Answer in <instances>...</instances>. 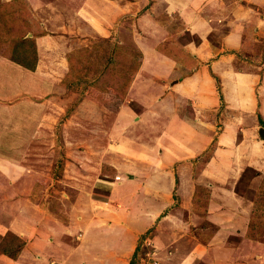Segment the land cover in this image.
Here are the masks:
<instances>
[{"label": "crops", "instance_id": "0c3cea01", "mask_svg": "<svg viewBox=\"0 0 264 264\" xmlns=\"http://www.w3.org/2000/svg\"><path fill=\"white\" fill-rule=\"evenodd\" d=\"M25 1L31 6V14L36 13L37 17L47 20L51 28L55 25L53 20L61 17V24L57 25L58 27L55 25L58 28L56 30L60 32L68 33L66 29H70L74 22L81 35L95 33L110 36L116 31L126 34L142 53L138 71L128 91L141 102L142 106L146 105L143 101L151 100L158 102V106L162 108L159 109L160 124L151 126L155 131L159 128V133L153 134L154 131L147 128L154 135L148 143L150 151L147 153V158L149 162L152 160L153 165L149 163L145 167H136L133 173L129 174L133 177L124 180L122 173H127L132 168L130 161L127 163L116 157L103 158L94 166L95 172L97 171V175L94 173L96 177L93 176L94 182L98 183L95 185L99 188L103 187L107 190L110 185L111 195H108V200H100V208L95 209L93 205H87L86 208L85 202L77 199L78 202L72 204L73 207L68 213L70 220L67 224L58 227L59 229H51L48 224L27 227L25 223H36L37 219L34 217L36 215L34 212H31L34 216L21 212L18 220L21 227L12 226V230L20 228L17 230L20 236H25L32 243L34 242L36 247H39L37 244L39 241L43 242L42 249L52 255L56 261H61V264H72L76 260V264H129L131 259L135 262L139 257L138 243L148 231L154 242L157 239L159 243L163 242L158 246L160 264H246V261L241 259L246 255L242 254L243 249H247L245 246H250L256 252L254 264L256 262L264 264L263 243L256 246L251 243L252 240L246 239L248 241L238 247L235 259L232 256L236 250L235 246L227 244L229 235L242 236L248 226V223L239 219L242 215L238 216L233 212V209L238 207L236 204L240 198L235 185L239 181L241 172L232 170V166L228 165V159L232 154L237 153L238 131L241 130V135L248 130V134H252L254 131L258 133L261 126L264 127V123L260 121H264V0ZM158 16L178 18L184 25L181 34L189 32L198 37L197 41L193 39L180 43V48L193 57L187 61L190 65H185L157 50V46L169 34L168 27L173 21L169 20L171 23L165 26L155 18ZM119 17L123 18L121 25L116 24ZM131 23L134 24L135 30L127 27L126 24ZM111 28L116 30L113 31ZM47 30V33L35 38L38 53L35 70L24 69L26 73H23L22 78L25 84H19L18 89L13 88L15 79L13 83L9 81L4 83L5 86L10 83L11 89H6V92L0 91V94H4L0 95V100H4L5 103H0V107L7 106L9 99L15 95L34 91L29 85L34 76L45 86L47 91L45 97L55 101L53 108L58 106L60 111H64L62 106L64 102L59 95L62 92L65 95L66 91L65 87L61 89L60 81L68 71L67 48L61 44L59 37L52 35V30L49 28ZM47 39L50 40L49 43ZM145 46L156 55V59L150 57L147 71L141 72L142 60L146 57ZM254 47L255 50H258V47L261 49L251 60L249 54ZM245 55H248V58ZM239 58L245 65V69L240 72L235 71L233 67L234 61ZM2 60L7 59L0 56V65H4ZM27 74L32 76L30 80L25 79L28 78ZM215 76L222 85V99L216 87ZM156 81H159V86L148 90ZM39 103L44 104L41 101ZM92 104L84 98L79 101L76 108L81 106L80 110L88 108L89 111L95 106ZM180 106L187 107L188 111H183ZM123 107L122 105L121 112ZM5 109L8 107L2 110ZM59 110L55 109L58 113ZM74 110L68 111L71 113L69 115L71 119L65 118V129H70L78 123ZM98 110H100L99 115L105 113L104 110ZM118 113L119 118L126 125L131 119V110L124 111V114L120 111ZM153 113L154 110L151 115ZM216 113L217 118L215 116L211 118ZM144 114L145 111L142 116ZM221 115H226L227 118L225 116L226 122L220 126V131H217L215 124ZM142 116L138 115L135 120L142 119ZM0 122L3 123L1 119ZM42 134V132L38 133V135ZM259 141L262 140L259 138L252 143L258 144ZM38 142L39 140L36 144ZM244 142L241 141L240 148ZM211 144H215L213 153L205 166L203 165L204 168L198 170L195 176V169L189 163H194L195 158L207 149L209 151ZM260 145L255 148L249 147L248 150L251 155V166L259 170V174L251 179V186H258L260 175L264 173L261 168L255 167L262 166L264 162V146L260 149ZM152 146L156 147L152 148ZM0 151L2 152L1 145ZM10 155L2 153L0 164L2 168L3 166L11 170L15 168L18 171L17 175H20V169L17 168L19 166L13 159L14 155ZM152 156H156L157 160L151 159ZM174 161H180L182 166L191 169H178L174 173H168L169 171L162 168L164 164ZM229 161H234V158L231 157ZM84 162L80 156H77V163L69 164L67 172H77L76 167L79 168L80 163L84 165ZM144 162L147 165V161ZM104 166H111L115 170L114 180L118 182L107 180L109 176L102 174ZM84 168L88 170L91 166L85 165ZM1 171L11 176L12 171ZM211 179L215 181L214 184L211 183ZM229 179L233 181L230 183L231 186H223L222 184ZM216 182L223 183L216 186ZM197 187H206L209 192L211 191L206 213L208 210V220L219 228L209 241L206 239L199 241L195 237L191 240L187 238L177 240L175 246L178 244L183 247L182 253H178L177 248L175 247L174 250L173 244H169L168 240L178 235L179 231L175 227L182 226L185 211L190 208ZM174 194L181 197L179 204L173 205ZM243 208H248V205ZM18 209H23V206H19ZM190 213L191 211H188V216ZM197 215L199 214L195 217L198 218ZM230 219L233 221L231 222ZM186 221L189 227L191 222L193 225L197 223L193 217L191 222L190 219ZM0 230V233H5V229L0 228ZM47 230L50 232L55 230L56 234L61 233L48 235ZM185 230H181L180 235L184 236ZM72 232L74 234L81 232L79 240L67 235ZM167 247L170 253H167ZM25 250L24 246L19 258H23ZM14 262L4 254L0 255V264H14ZM135 264H143V261Z\"/></svg>", "mask_w": 264, "mask_h": 264}, {"label": "rangeland", "instance_id": "374dc122", "mask_svg": "<svg viewBox=\"0 0 264 264\" xmlns=\"http://www.w3.org/2000/svg\"><path fill=\"white\" fill-rule=\"evenodd\" d=\"M5 4L7 5L4 6ZM10 4L11 6H9ZM11 7L15 9L14 12L7 10ZM30 10L31 6L25 0L11 1L9 3L0 0V36L4 41V43L0 42V56L7 59L1 61L4 65H0V77L2 78L0 79V91L6 92V89H11L10 83H13L14 79L15 86L13 88L15 89L19 88V84H25L24 78L22 77L23 73H26L24 72V69L28 68L12 60L11 57H9L11 55L9 49H14L17 43H23L27 38H32L35 41L37 36L47 33L48 28L53 31L52 35L56 38L59 37L61 39L60 42H62L61 44L67 48L66 59L68 62V71L62 76L61 81H64V78L66 77L65 79H67L69 87L66 88L65 95H63V92V94L61 93L59 95L62 102H64L62 105L64 106V111H60L57 106L56 108L59 110L58 113V111H55L56 108H53L55 101L49 97H45L47 91L45 86L41 84V80L39 81L38 79H35L34 76L32 78V76L27 74L26 76L28 78L25 79L30 80L32 78L29 85H31V89L34 88V91H26L22 92L20 95H15L9 99L7 106L0 107V119L3 122H0V145L2 150V152L0 151V156L2 153L7 156L13 154V159L19 166L17 168L20 169V175H17L18 171L15 170V168L12 170L6 169L4 166L2 168V164H0L1 170L12 171L11 176H7L6 173L0 170V228L5 229V232L11 230L14 233L16 232V234L18 233L17 230L20 228L12 230V226L17 225L21 227L20 222L18 223L21 212H25L27 215L30 213V216L33 215L31 212H34V215L37 216L33 215L37 219L36 223H25L27 227H35L38 226V224L39 226H42L41 224H48L51 229H59L58 227H61L62 224H67L68 220H70V217L68 218V213L73 207L72 204L78 202L76 201L77 199L85 202L84 207L86 208L87 205H93L95 209L100 208V200H108V195H111V189L110 185L108 186V190L107 188H99L95 185L98 183L94 182V173L97 175L94 166L99 164L103 158L109 159L116 157L127 163L130 161L132 168L131 170H128L129 172L122 173V178L124 180L133 177V175L130 176L129 174L133 173L136 167L148 166V164L152 162V160L149 162L147 158V153L150 151L148 143L150 138L154 137V135L150 133V130H153L151 128L152 125L157 123L160 124L161 112H159V109L162 108V106H158V102L155 103L151 100L143 101L146 105L142 106L141 102L129 93V88L124 95L123 100L117 107L112 106L113 103L116 104L118 102L117 99L113 100L112 97L110 98L111 100L105 99V101L101 98L100 101L103 105L88 98L87 102H92L95 105L93 109H89V111L88 108H82V110H80L81 106L76 108L79 101L86 98V90L88 93H92L93 81L98 78L99 75L110 70L113 58H117L118 53L122 52L120 58H126L130 61L134 59L132 57L135 54L132 52L137 47L130 41V38L126 34H122L120 31H116V33L111 34L110 36L102 34L97 35L95 33L93 35H81L78 26L74 22L70 29H66L68 30V33L60 32L59 30L57 31L56 29L58 28H56V26L61 24V17H57L53 20L55 21L56 26L53 25L51 28L47 20L37 17L36 13H34V15L31 14ZM10 14L12 15L10 16ZM155 18L165 26L171 23L169 20H173L172 22L180 21L178 18L169 19L166 16H158ZM68 20L69 19L67 18V24L69 22ZM122 22L123 18L119 17L116 24L121 25ZM43 25L47 29L44 28ZM126 25L128 28L131 27L132 30H135L133 23ZM111 30L114 31L116 29L111 28ZM193 39L197 41L198 37L196 35H191L189 32H184L182 34L179 32L178 35L176 34V40L179 44ZM47 42L49 43L50 40L47 39ZM24 45L27 46L26 43H24ZM260 49L261 48L259 47L258 50H255V47L253 48V51L249 54L252 57L251 60L258 55ZM145 54L146 57L142 60L141 72L147 71L149 67L148 59H150V57L156 59V55L146 46ZM246 57L248 58V55ZM69 61H71V64ZM137 61L141 62L140 58H137ZM244 66V62L241 60L234 61L233 67L235 71H243L245 69ZM127 72H130V69H127ZM1 73L3 75H1ZM17 79L19 82H17ZM6 81L10 82L9 84L7 83V86L4 85ZM159 84V81H156V83H154L150 89L148 88V90L157 88ZM62 87L64 88V85L61 84V89ZM216 87L218 92L220 91L219 88H222V85L217 78ZM143 91H145V89H143ZM0 95L3 96L4 94ZM39 99H41L40 101L44 104L39 103ZM0 103L5 104L4 100H0ZM122 105L124 106V109H122L121 112ZM6 107H8V109L3 111L2 109ZM180 108L183 111H188L187 107L180 106ZM69 109H72V112L73 109H75V117L78 119V123L70 129H65V118L68 117V119H71L69 118V115L71 114L68 113ZM98 109H101L102 111L104 110L105 113L99 115L100 110ZM129 109L131 110L132 115L131 119L128 120L125 125L119 118L118 111H120L121 114H124V111ZM153 110L154 113L151 115ZM143 111H145V114L142 116ZM138 115L142 116V119L139 118L138 120H135V117H138ZM214 116L217 118V113L212 115L211 118ZM225 116L226 115H221L219 117L220 120L217 119V124H215L217 126V131H220V126L226 122L227 116L226 118ZM147 128L150 130L148 131ZM156 130L157 131L153 130V134H156L157 132L159 133V128H156ZM41 132L43 134L38 135V133L41 134ZM240 132L241 130L238 131V143L236 145L237 153L230 156V158H234V161H229V158L228 165L232 166V170H239V172H241L239 181L235 185V190L240 195V198L236 204L238 207L233 209V212L235 215H242V218L239 219L249 225L251 215L256 209L259 210L255 199V193L263 181L264 173H261L260 175L261 179L258 182L260 184H258V186H251V179L259 174V170H256L251 166V155L248 153V150L249 147L255 148L259 144H261L260 149H262L264 142L259 141L258 144L252 143L254 140H259L258 133L255 131L252 134H248V130L244 135H241ZM224 137H226V135H224ZM38 140L39 142L36 144ZM241 141H245V146H241L242 149L239 145L242 144ZM15 145H17V147H15ZM213 145L215 144H211L210 148ZM153 147L156 146H152V148ZM207 151L208 149L198 158H195L194 163H189L195 169V176H197V171L202 170L205 166H203L202 163L207 161L205 160L208 157V153L206 154ZM77 156H80L81 159L85 161L84 165L83 163H80L79 168L76 167L77 172L68 173V165L74 164L75 162L77 163ZM151 159L157 160L156 156H152ZM144 161H147V165ZM175 161L173 163L164 164L162 168L166 169L167 172L169 171L168 173H174L178 169H191V167L182 166L180 161ZM152 163L151 165H153ZM85 165H90L91 168L86 170L84 168ZM255 167L261 168L264 172V162H262V166L258 165ZM227 170L230 171L229 168H227ZM254 170L258 171L257 175L253 174ZM102 174L109 176L107 180L115 181V175L110 171L103 170ZM211 181V183H215L212 179ZM115 182H118V180ZM216 183L217 186L223 182ZM230 183H233L231 179L222 185L229 187L231 186ZM189 185H191V182ZM174 192L175 191H173V193ZM202 195L203 194L201 193L200 196ZM173 198L175 199L173 205L180 203L181 197H179V195L174 194ZM209 198H211V195ZM258 203L264 204V199L259 198ZM21 205L23 206V209H18ZM247 205L248 208L244 209L243 207ZM193 206L194 205L191 202V206L188 208V211H191L189 216L188 211H185L183 217L184 221L181 219L182 226L175 227L179 232L186 229L185 235L183 236L181 234V236L178 232V235L173 236L168 240L169 244H173L174 247H172L174 250L175 247L177 248L176 251L178 253H182L181 251L183 250V247L178 244L175 246L174 243H177V240L181 241L183 238L185 240L186 238L191 240L195 237L199 241L203 239L209 241L219 228L215 223L208 220V210L204 217L201 215V217L199 215H197L198 218L195 217L197 213L193 211ZM190 216H192L197 222H194L196 224L193 225V222H191L192 217L189 218ZM189 219L191 222L190 227L186 223V220ZM230 221L232 222L233 219H230ZM248 228L249 227L247 226L246 231L242 234L244 237L229 235L227 238V244L235 246L236 250L232 253L234 259L237 257L236 253L238 247H240L242 243L252 240L253 242L251 243H254L256 246H260L261 244L259 243L264 244V224L259 226L254 225L255 233L258 235L257 238H250L247 236L246 233ZM47 233L48 235L50 233L59 235L61 232L56 234L55 230L53 232L47 230ZM17 235L20 236V233ZM67 235L80 238L81 232L76 234L72 232ZM143 235L145 236L143 238L144 240L141 239L140 243H138L139 257L137 260L135 259V262L143 261V264H151V262L157 261L158 263L156 264H160V250L158 246L163 244V242L161 241V243H159V239L154 242L153 237L149 236V231ZM153 235L154 234H152V236ZM20 237L25 241V255L22 259L19 258L20 255L16 259H12L15 261L14 264H61V261H56L52 255L42 249L41 245L44 246L43 242H35L39 244V247H36L34 242L32 243V241H29L25 236ZM79 238L77 240H79ZM219 240L223 239L219 238ZM165 241L167 243L166 239ZM150 244L153 245V252L155 253V255H151L152 258L145 256V252L151 250ZM245 247H247V249H243L242 254L246 255L242 256V261H246V264H254L256 252L250 246ZM166 251L167 253L171 252L168 247L166 248ZM70 254H68V256ZM236 259L238 260V258ZM76 261L72 262V264H76ZM255 264H257V262Z\"/></svg>", "mask_w": 264, "mask_h": 264}, {"label": "trees", "instance_id": "16d2710c", "mask_svg": "<svg viewBox=\"0 0 264 264\" xmlns=\"http://www.w3.org/2000/svg\"><path fill=\"white\" fill-rule=\"evenodd\" d=\"M15 1H22V0H12V2ZM9 3V2H8ZM13 4V3H11ZM11 4L9 6H11ZM5 4L4 6H6ZM7 10H11L12 12L15 11L14 8H8ZM12 14H10L11 16ZM184 29V25L182 21L178 22H172L171 25L168 27V36L166 40L159 44L157 46V50L162 52L163 54L167 55L168 57L177 60L185 65H190L187 63L189 59H193L192 56L184 52L180 48L179 42L176 40V34L178 35L179 32H181ZM0 42L4 41L2 40V37L0 36ZM24 43L27 44L24 45ZM10 56L12 60L15 62L23 65L24 67L34 70L36 64H37V51H36V45L35 41L32 38H27L23 43H17L16 47L14 49H9ZM135 54L132 58V60L129 61V59H121L120 54L122 52L118 53V57H114L112 60V67L109 71H106L104 74H101L93 81V87H92V93H88L86 90L85 97L86 99H91L94 102L101 104L100 99L103 98L111 100L110 98L113 97V100H118V102L115 104L113 103V107H117L121 101L123 100L124 95L126 94L130 83L133 81V78L139 68L140 62L137 61V58H140L142 56L141 51L136 48L132 52ZM246 56V55H245ZM241 58V57H240ZM239 58L240 61L241 59ZM244 58V57H243ZM71 64V61H69ZM127 69H130V72H127ZM217 79L218 77L215 76ZM66 78V77H65ZM64 78V81H61V84L64 85L65 88L69 87L67 79ZM68 78V77H67ZM219 87V86H218ZM220 97L223 98L221 88H219ZM103 105V104H101ZM72 110V109H69ZM261 123H264V121L260 120ZM214 146V145H213ZM211 147L209 151L206 152L208 157L205 160H208V158L213 153L214 147ZM205 154V155H206ZM204 161V160H203ZM207 161H204L202 165H204ZM103 170L110 171L111 173L115 174V170L111 166H104ZM254 175L258 174V171H253ZM242 179V178H241ZM201 193L203 194L202 196ZM262 198L264 199V178L262 183L260 184L259 188L257 189L255 193V199L257 201V206L259 207V210L256 209V211L251 215L248 230H247V236L250 238H257L258 235L255 233L254 225H263L264 224V204L258 203V199ZM209 199V189L203 188V187H197L196 192L193 194L192 197V203H193V211L201 216L206 215V208L207 203ZM257 207V208H258ZM25 245L24 239H22L19 235L14 233L11 230H7L5 233H0V253L4 254L11 259H16L21 251L23 250ZM130 264H135L134 260L132 259Z\"/></svg>", "mask_w": 264, "mask_h": 264}, {"label": "built area", "instance_id": "2783aa9c", "mask_svg": "<svg viewBox=\"0 0 264 264\" xmlns=\"http://www.w3.org/2000/svg\"><path fill=\"white\" fill-rule=\"evenodd\" d=\"M150 247H151V250H148L147 252H145V256L148 257V258H152L151 255H155V253L153 252L154 251V248H153V245L150 244ZM158 263L157 261H153L151 262V264H156Z\"/></svg>", "mask_w": 264, "mask_h": 264}, {"label": "water", "instance_id": "95a60500", "mask_svg": "<svg viewBox=\"0 0 264 264\" xmlns=\"http://www.w3.org/2000/svg\"><path fill=\"white\" fill-rule=\"evenodd\" d=\"M258 134H259V138L264 142V127L261 126L259 128Z\"/></svg>", "mask_w": 264, "mask_h": 264}, {"label": "clouds", "instance_id": "9594fccd", "mask_svg": "<svg viewBox=\"0 0 264 264\" xmlns=\"http://www.w3.org/2000/svg\"><path fill=\"white\" fill-rule=\"evenodd\" d=\"M108 179V178H107ZM144 240V239H143Z\"/></svg>", "mask_w": 264, "mask_h": 264}]
</instances>
